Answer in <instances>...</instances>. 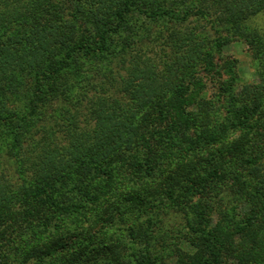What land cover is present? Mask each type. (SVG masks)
<instances>
[{"label": "trees", "instance_id": "trees-1", "mask_svg": "<svg viewBox=\"0 0 264 264\" xmlns=\"http://www.w3.org/2000/svg\"><path fill=\"white\" fill-rule=\"evenodd\" d=\"M155 2L0 0V154L20 173L16 184L0 166V264H264V33L248 22L264 0H193L241 30L258 60L259 81L236 95L231 75L218 100L202 96L226 40L175 30L163 68L125 54L87 73L84 97L66 94L68 72L82 70L72 63L111 51L134 11L183 19ZM114 80L123 93L100 98ZM229 196L249 211L239 217Z\"/></svg>", "mask_w": 264, "mask_h": 264}, {"label": "rangeland", "instance_id": "rangeland-1", "mask_svg": "<svg viewBox=\"0 0 264 264\" xmlns=\"http://www.w3.org/2000/svg\"><path fill=\"white\" fill-rule=\"evenodd\" d=\"M155 4H160L165 9H174L176 13L184 17L181 20L172 18L156 20L154 18H149L147 14H138L134 11V13L129 16L128 22L124 23L122 31L113 37L111 51L104 53L99 59L87 61L85 58L80 57L77 62L72 63L82 68V70L79 72L78 68L73 67L68 72L67 80L73 83L72 88L66 92L67 96L75 99L76 95H78V91H80L79 96L83 95L82 97H84V95H86V93H83L85 89L83 90L80 88V83L84 77L88 76L87 73L93 75L97 71L110 66L112 62L121 64L122 61L125 60V54L145 52V56L152 59L154 58V62L159 64L160 68H163L164 59H167L168 56L166 53L162 51L159 53L158 51L160 46H164L166 39H164V36L168 37V34L172 30L179 33L194 32L201 39L208 41L212 46H215L217 40H226V44L222 47V52H219L217 47L214 49V62L218 64L217 70L222 73V76L216 74L207 78V86L202 94L204 98L218 100L217 97L223 89V84L221 83L224 80L227 81L231 75L236 76L233 88L234 95L238 94L245 84L257 83L259 81L258 60L250 51L246 39L240 37L239 31L241 30L233 28L232 25L227 22L213 21L208 17L202 18L199 14L193 12L197 7L193 0H157ZM187 11L189 12L188 14L186 13ZM248 22L251 29L256 28L258 32L264 33V11L251 18ZM228 67L232 69V74L227 71ZM121 72L125 73L123 70ZM75 89L77 92L74 93ZM101 91L100 98H105L107 95L111 96L112 92H114V97H118L123 93L119 82H116V80L107 83L105 88H101ZM87 92L89 93L88 98L90 97L93 100L96 98L90 93L91 91ZM230 96L231 95H229V97ZM226 100H228V98ZM226 100L223 103L225 108L228 109L232 105L226 102ZM84 101L88 104L87 99H84ZM218 105H221V103H218ZM82 108L80 121L82 124L90 122L91 124L89 125H93L94 122L91 120L93 117L89 112L90 107ZM58 128L59 127H56V129ZM1 151H5V153L0 154V166L8 176V179L17 184L20 175L19 169L14 163L11 155L6 153L7 149H1ZM229 199V204L226 203L227 199L224 200V202L229 207L236 206L235 209L236 212L240 214L239 217H242L240 211H249L248 207L250 203L241 200V198L237 199L236 196H229ZM180 217L181 215L172 213L167 218L165 224L170 226V228L174 227V225L181 224L177 223L179 221L181 222ZM104 242L107 243L106 240H104ZM179 245L187 252L192 253L195 251V248L186 240H182ZM98 258L97 255L94 264H102L103 260L97 261ZM26 264H39V262L36 263V261L31 259Z\"/></svg>", "mask_w": 264, "mask_h": 264}]
</instances>
